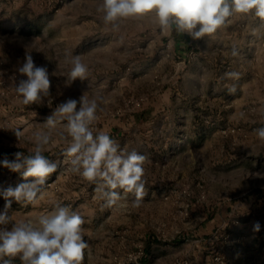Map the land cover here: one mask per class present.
I'll list each match as a JSON object with an SVG mask.
<instances>
[{
	"label": "rangeland",
	"instance_id": "rangeland-1",
	"mask_svg": "<svg viewBox=\"0 0 264 264\" xmlns=\"http://www.w3.org/2000/svg\"><path fill=\"white\" fill-rule=\"evenodd\" d=\"M101 3L0 0V161L14 160L17 151L29 155L35 134L43 131L51 136L43 155L58 165L36 202L20 204L13 199L8 215L13 221L36 222L56 202L70 207L84 220L89 248L82 264H264V179L246 177V170L264 173V140L256 133L264 127L261 105L250 102L226 117L217 113L203 121L216 127L217 139H223L216 141L209 156L218 159L221 151L228 157L225 168L218 169L225 178L212 177L217 169L212 164L206 169L209 178H199L202 167L186 168L184 178H174L166 162H152L145 149L149 134L142 113L153 87L137 71L142 60L135 63L136 56L121 45L128 29L155 17L129 18L121 22L119 31H113L97 11ZM113 32L118 39L113 40ZM26 54L49 75L50 94L42 103L23 105L15 92L19 80L26 79L17 71ZM74 55L88 65L87 78L66 86L71 68L66 58ZM82 95L108 101L98 100V118L91 126L94 133L103 131L121 149L147 157L146 195L138 207L133 206L134 194L121 189H116L121 199L107 206L95 184L68 171L71 157L64 154L67 142L63 138L67 121L57 118L55 128L44 126L59 104ZM136 114H141L137 121ZM15 129L23 132L19 141ZM224 142L222 152L219 145ZM163 155L166 152L161 150L157 156ZM31 179L26 181L22 171L13 172L0 163V212L7 202L4 192ZM257 222L260 230L254 231ZM11 227V223L0 225V229ZM12 264L22 262L17 257Z\"/></svg>",
	"mask_w": 264,
	"mask_h": 264
},
{
	"label": "clouds",
	"instance_id": "clouds-1",
	"mask_svg": "<svg viewBox=\"0 0 264 264\" xmlns=\"http://www.w3.org/2000/svg\"><path fill=\"white\" fill-rule=\"evenodd\" d=\"M97 11L102 13L105 25L113 31H119L121 22L129 18L154 16L161 30H175L187 34L192 40L212 36L218 30L225 29L231 23L234 14L243 17L254 16L264 21V0H102ZM235 51L233 55H235ZM71 65L66 74V86L76 80L87 78L88 65L82 62L80 55L66 58ZM26 79L19 80L15 92L23 105L42 103L50 92V79L47 69L36 66L30 54H26L24 63L17 69ZM63 75V74H62ZM234 77L235 73H225ZM98 100L107 103L102 97L89 99L82 95L79 100L69 98L59 104L44 122L48 129L56 127L57 118L66 120L63 138L67 142L64 154L68 161L69 172L79 175L89 183L95 184L106 205L111 207L121 199L124 193L134 194L133 206L138 207L145 191V168L147 157L133 150L121 149L107 133H94L91 127L97 120ZM79 105V106H78ZM15 137L23 136L20 129L12 130ZM258 137L264 140V127L256 130ZM63 135V134H62ZM48 132L35 134L34 148L29 155L21 151L14 153L15 159L0 161L3 167L13 172H21L28 181L4 192L6 204L0 212V225L12 224L10 230L0 229V262L12 264L19 257L22 264H82L85 250L89 248L84 237L83 218L68 206L56 202L50 212L32 220L13 221L8 215L12 200L17 203L33 204L42 192L47 178L57 171V163L43 155L50 143ZM247 172L246 177L264 179V173ZM260 225L254 224V231Z\"/></svg>",
	"mask_w": 264,
	"mask_h": 264
},
{
	"label": "crops",
	"instance_id": "crops-1",
	"mask_svg": "<svg viewBox=\"0 0 264 264\" xmlns=\"http://www.w3.org/2000/svg\"><path fill=\"white\" fill-rule=\"evenodd\" d=\"M230 19L227 28L200 40L177 32L175 26L161 30L155 18L147 19L128 29L121 43L136 56L135 63L142 60L137 71L153 87L142 113L149 134L145 149L152 162H166L174 178H184L191 167H202L199 178H205L211 164L217 167L212 177L225 178L219 170L228 157L221 151L218 159L209 156L223 139L203 121L217 113L226 117L250 102L264 110V21L238 14ZM133 118L137 121L141 114ZM225 144L219 145L222 152ZM161 150L166 155L159 157Z\"/></svg>",
	"mask_w": 264,
	"mask_h": 264
}]
</instances>
